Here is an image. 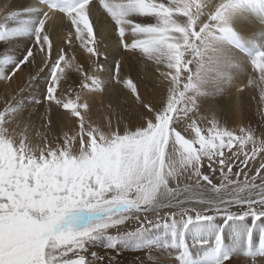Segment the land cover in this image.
I'll use <instances>...</instances> for the list:
<instances>
[{"label": "snow or ice", "instance_id": "1", "mask_svg": "<svg viewBox=\"0 0 264 264\" xmlns=\"http://www.w3.org/2000/svg\"><path fill=\"white\" fill-rule=\"evenodd\" d=\"M96 4L110 15L117 46L125 49L130 61L139 52L168 69L161 73L168 86L159 106L135 96L141 109L138 126L121 128L117 120L114 127L110 117L106 126L86 124L81 115V109H89L87 102H80L81 92L104 87L99 81L105 71L99 61L101 41L94 38L90 23ZM199 7V0H125L117 5L80 0L61 10L63 16L54 7L43 13L35 27L34 46L3 78L9 83L0 84V264H158L152 260L151 247H130L138 253L136 259H129L123 249L135 243L134 237L151 238L178 221L187 226L218 220L223 221L220 229L243 226L248 244L259 233L255 253L246 252L244 261L226 256L223 264H264V130L258 139L251 127L237 132L212 120L202 135L199 112L183 98L188 76L181 74L189 73V49L198 40L197 32L204 30L193 20ZM130 15L150 16L155 22L136 24ZM214 17L210 11L209 18ZM57 23H66L58 35ZM74 39L87 53L84 63L71 50ZM37 58L41 69L50 65L52 71L43 98L29 111L17 101L35 74H29L18 90L10 81L23 73L24 66L35 65ZM252 66L264 81V51ZM110 70L111 81L136 93L132 82L120 75V62ZM69 71L78 74L73 81L77 88L65 90L62 81ZM53 106L68 110L79 122V131L65 133L62 143L50 142L54 125L47 114L42 117L46 131L35 133L39 140L31 134V118L40 108L47 113ZM182 121H190L187 128ZM188 129L195 133L193 138L181 134ZM132 223L137 226L127 230ZM216 244L220 246L219 232ZM101 250H106L104 255Z\"/></svg>", "mask_w": 264, "mask_h": 264}, {"label": "bare ground", "instance_id": "2", "mask_svg": "<svg viewBox=\"0 0 264 264\" xmlns=\"http://www.w3.org/2000/svg\"><path fill=\"white\" fill-rule=\"evenodd\" d=\"M106 2L117 5L123 4L125 0H106ZM163 2L167 3V0ZM199 3L200 7L194 10L193 20L204 30L197 32L198 40L193 42L192 51L188 54L189 73L181 74L185 78L188 76V86L184 90L183 98L199 112L201 119H198L197 125H204L199 127L202 129L201 134H207L212 120H217L222 126L237 132L240 127H250L248 123L255 126L262 119L260 113L264 112V99H262L264 81L260 79L259 70L252 66L255 56L264 51V0H199ZM222 3L223 8L220 7ZM218 8L220 10L217 12ZM210 11L215 13L214 18H209ZM44 12V8L29 0H0V84L9 83L2 81L3 78L26 59L25 53L34 46L35 27ZM128 18L136 24L155 22V18L150 16L130 15ZM64 19L66 22V17ZM90 23L94 29V38L101 41L99 48L102 55L99 61L105 66V71L100 74L99 81L104 87L100 90L81 92L80 102L89 104V109H81V115L86 124L91 122L94 125L106 126L110 117L114 127L117 120L120 121L121 128L126 124L138 126L141 121V109L135 103V96L138 94L145 101L159 106V102L161 103L167 94L168 86V81L161 76V73L168 72V69L164 64L158 65L154 60L140 56L139 52L130 61L125 55V49L117 46L118 37L110 15L99 4L93 8ZM65 30L66 23H57L54 34H61ZM240 46L241 50L238 49ZM65 47L67 48V45ZM71 50L80 62H86L87 53L80 48L79 42L75 39ZM53 54L55 55V52ZM116 62L121 64L122 78L130 80L135 86V94L124 84L117 85L114 80L111 81L110 66L113 65L114 71ZM22 71L23 73H17L10 83L13 90H18L28 82L29 74H35V78L20 94L17 101L19 105L31 111L33 107H26L27 91L38 93L34 90L42 87L47 90L48 76L52 69L50 65L41 69L40 59L37 58L35 65H26ZM77 75L75 71L68 73L66 81L73 89H76L73 81ZM250 79L253 81L251 84H249ZM184 82L186 81L182 80V85ZM63 87L67 90L65 85ZM42 98L39 97V100ZM177 106L181 105L178 103ZM42 109L38 110V115L31 118L33 125L38 122L37 128L33 127V130L39 132H42V124L46 122L42 120L44 116ZM143 111L146 112L147 109ZM52 114L59 120V133L66 131L67 126L73 127L72 121L79 124L78 119L70 112L61 111L55 106L52 107ZM189 122H185L186 128ZM77 128L79 129V126ZM190 130L188 129L189 135ZM70 131H75L74 127ZM35 133L31 134L39 140L35 137ZM48 136L50 142L62 143L63 137L57 135V132L52 130ZM59 138L61 140L56 142L55 139ZM196 206L200 207V205ZM221 222L223 223L222 220ZM214 224L218 222H204L203 225L194 222L184 226L183 221H178L172 229H177L179 232L178 228L181 227L187 230L188 235L207 236L213 233ZM165 231L166 229H159L151 238L139 236L142 243L140 242L138 246L151 247L153 261L158 264H215L209 252H198L201 256L198 259L191 257V254H180L179 244L164 238ZM233 233L231 229V234ZM212 245L214 244H202L201 250L204 248L211 250ZM191 249L194 252L199 251L195 247ZM205 256L209 257L212 263ZM171 261L173 263H170Z\"/></svg>", "mask_w": 264, "mask_h": 264}, {"label": "rangeland", "instance_id": "3", "mask_svg": "<svg viewBox=\"0 0 264 264\" xmlns=\"http://www.w3.org/2000/svg\"><path fill=\"white\" fill-rule=\"evenodd\" d=\"M191 51H192V48L189 49V52H191ZM62 84H63V86L65 85V87L67 89L71 86L67 81H62ZM76 88H77V86H76ZM27 92H28V96H27L28 104L26 105V107H35L33 105V102L39 100V97H43L44 93L46 92V88L43 89V87H42V89H40V91L38 93H33L32 91H29V90ZM238 97H240V95ZM159 104H161V103L159 102ZM0 105H2V100H0ZM2 110H3V108L0 107V111H2ZM63 110L67 111L69 113L68 110L61 108V111H63ZM41 111L44 112V115L47 114L49 119L53 122V125H54L53 131L57 132V135L63 137V135L65 133H68L69 135H71L73 132L79 131V129L77 128L79 126V124L72 121L75 131L71 132L70 130L73 127L70 128L69 126H67L66 131L64 130L62 133H59L58 132L59 120L56 118V116H54L52 114V110L50 112H47V113H46L45 109H42ZM260 118H262V119L255 126L250 124V123L247 124L250 127L252 126L251 128L254 129L255 131H256V129H258V131H256L258 139L260 138L259 132L261 130H264V112L260 113ZM262 120H263V122H262ZM45 123H47V121ZM37 126H38V122L34 124V129L37 128ZM181 126L183 128H186L185 122L182 121ZM203 126L204 125H202V124L198 125V127H203ZM177 130L180 131L181 129L177 128ZM44 131H45V129L42 128V132H44ZM34 132H37V130H33L32 133H34ZM181 134L186 139H190V138L194 137V132H192V130H190V135H189V131H186V132L182 131ZM202 135H205V134L202 133ZM55 140L57 142V140H61V138L55 139ZM248 149L249 150L251 149V145H248ZM233 150H235V146H234ZM225 153L230 154V151L228 149H225ZM238 163H239V161H236V164H238ZM259 163H260V158L258 157L257 161H256L257 167L259 166ZM205 167H207L206 164H205ZM234 170H238V169H236L235 165H234ZM251 174H254V170L252 173H250V175ZM240 179H243V177L241 176ZM257 183H259V181H257ZM217 222H218V224H214L215 227L213 225V227H214L213 233H211L210 235H207V236L195 235V234L188 235L187 230L180 227V228H178V229H180L179 232H177V229H172V228L166 229V231L164 233V235H165L164 238H167V240L169 242L178 243L179 247L181 248L179 253L180 254H191V257H193L194 259H198L199 257H201L198 254V252H200V251L209 252L211 254V257L213 258L215 264H223L224 257H226V256L240 257V259L242 261H244L247 259V257L245 256L246 252L255 253L258 250L257 248L259 247V233L255 234L254 243L248 244V243H246L247 230L244 229L243 226H241L240 230H237L234 226L232 228L234 233L231 234V229H229V228L220 229L219 224H222L221 220L220 221L218 220ZM247 223L250 224L251 220L249 219L247 221ZM198 224L203 225L204 222H201ZM216 225H218V226H216ZM136 226L137 225H135L134 223L129 224L127 226V230H132ZM184 226H185V223H184ZM218 232L220 233V246L219 247H217V244H216V235ZM113 234H115V232ZM133 239L136 242L134 244L129 245V247H125L123 249L125 255H128L129 259H136L138 256V253L132 252L130 247H132V246L140 247L138 245L140 244V242L142 243L139 236L134 237ZM208 243H213L215 246L212 245L211 250H209L208 248H204L201 250L202 244H208ZM192 247L197 248L199 251L194 252L191 249ZM105 252H106V250H101L102 255H104ZM89 256H90V253H89ZM205 257H207V256H205ZM120 258H122V257H120ZM207 258L212 263L211 259L209 257H207ZM248 259H250V258H248ZM195 262L196 263H198V262L203 263L202 261H195ZM170 263H173V262L171 261Z\"/></svg>", "mask_w": 264, "mask_h": 264}]
</instances>
